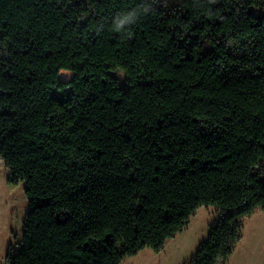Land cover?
<instances>
[{
    "label": "trees",
    "instance_id": "trees-1",
    "mask_svg": "<svg viewBox=\"0 0 264 264\" xmlns=\"http://www.w3.org/2000/svg\"><path fill=\"white\" fill-rule=\"evenodd\" d=\"M0 161L28 199L6 264H122L201 206L186 264H226L264 209V0H0Z\"/></svg>",
    "mask_w": 264,
    "mask_h": 264
},
{
    "label": "rangeland",
    "instance_id": "rangeland-1",
    "mask_svg": "<svg viewBox=\"0 0 264 264\" xmlns=\"http://www.w3.org/2000/svg\"><path fill=\"white\" fill-rule=\"evenodd\" d=\"M71 73L70 70H61L59 77L65 78ZM110 73L123 87L126 86L124 72L115 70ZM9 177V169L0 161V264H6L7 254L21 242L28 211L24 181L11 184ZM219 215L220 211L215 206L199 207L188 224L168 239L159 252L145 248L126 258L122 264H186L207 239ZM226 264H264V209H257L253 217L244 221L242 239Z\"/></svg>",
    "mask_w": 264,
    "mask_h": 264
},
{
    "label": "clouds",
    "instance_id": "clouds-1",
    "mask_svg": "<svg viewBox=\"0 0 264 264\" xmlns=\"http://www.w3.org/2000/svg\"><path fill=\"white\" fill-rule=\"evenodd\" d=\"M131 19H132L131 15L125 16L123 18H119L117 20V26L118 27H123L125 24L130 23Z\"/></svg>",
    "mask_w": 264,
    "mask_h": 264
}]
</instances>
